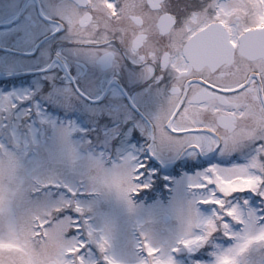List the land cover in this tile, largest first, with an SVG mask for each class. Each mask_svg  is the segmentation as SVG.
I'll list each match as a JSON object with an SVG mask.
<instances>
[{
	"label": "snow or ice",
	"instance_id": "obj_1",
	"mask_svg": "<svg viewBox=\"0 0 264 264\" xmlns=\"http://www.w3.org/2000/svg\"><path fill=\"white\" fill-rule=\"evenodd\" d=\"M68 26L85 45L130 39L142 61L172 75L157 150L194 157L198 163L185 166L202 169L188 184L193 197L183 237L171 246L143 243L135 249L137 264H241L254 245H264V207L245 212L249 201L236 202L237 194H251L264 203V0H80ZM10 140H0V264H89L86 254L97 249L103 264H114L109 239L74 202L80 192L70 190L63 208L28 205L26 171L36 137ZM145 167L123 161L105 168L97 161V181L131 202L149 187L141 178ZM202 206L210 217L201 216ZM217 236L236 243L213 251Z\"/></svg>",
	"mask_w": 264,
	"mask_h": 264
},
{
	"label": "flooded vegetation",
	"instance_id": "obj_2",
	"mask_svg": "<svg viewBox=\"0 0 264 264\" xmlns=\"http://www.w3.org/2000/svg\"><path fill=\"white\" fill-rule=\"evenodd\" d=\"M79 2L0 0V59L25 67L4 76L9 77L5 90L23 81L40 109L82 115L102 154L115 156L117 164L146 165L140 172L149 187L142 190H190V180L202 169L185 162L198 161L157 150L161 123L171 109L172 75L142 61L130 39L106 43L101 38L97 45L77 40L68 17ZM237 196L243 206L247 194Z\"/></svg>",
	"mask_w": 264,
	"mask_h": 264
},
{
	"label": "rangeland",
	"instance_id": "obj_3",
	"mask_svg": "<svg viewBox=\"0 0 264 264\" xmlns=\"http://www.w3.org/2000/svg\"><path fill=\"white\" fill-rule=\"evenodd\" d=\"M24 68V65L10 63L2 57L0 78L16 73L17 70V73L24 71ZM26 93L25 89L10 94L0 91V140L11 142L10 138L15 136L16 139L28 143L33 136L36 137V142L30 149L26 171L25 193L30 207L41 210L63 208L70 199V190L75 189L80 192L81 195L73 198L74 202L89 211L93 230L104 233L109 239V258L114 264H137L142 257L135 252V249L143 243L171 246L183 237L182 221L187 205L192 199L188 196H193L191 191L177 189L173 191L167 203L143 204L134 202L132 198L131 202L122 199L113 191L100 190L97 187L99 173L96 162L101 161L105 168H111L117 164V158L102 156L100 152L90 149V143L85 141L88 135H83L86 134L85 131L79 129L77 124H75L77 128L69 126L70 121L65 123L61 117H52L50 111H47V115L45 111H41L44 115V121L41 122V125H44L43 130L27 124L24 118L27 117L26 111L9 107L11 100L16 102V107L22 106L19 97H23ZM35 108L34 112L37 113L39 107L35 106ZM5 120L7 129L4 126ZM66 129H71L72 133L67 138L64 135ZM74 133H78L79 140L73 137ZM57 183L61 187H43L45 184ZM253 205L249 201L247 211L256 210V206ZM71 211L74 214V209ZM164 215H169V223L163 221ZM201 216L210 217L211 212H201ZM234 230L238 234L242 231L241 228L236 227ZM223 238L216 237L218 243H214L213 251L216 248L233 247L236 243L235 241L232 244L230 241L229 244L225 243L221 241ZM86 255L89 264H103V255L98 249ZM211 259L214 260V257ZM241 264H264V245H254L249 253L241 258Z\"/></svg>",
	"mask_w": 264,
	"mask_h": 264
},
{
	"label": "clouds",
	"instance_id": "obj_4",
	"mask_svg": "<svg viewBox=\"0 0 264 264\" xmlns=\"http://www.w3.org/2000/svg\"><path fill=\"white\" fill-rule=\"evenodd\" d=\"M97 187L100 189V190H109L107 189L106 187H104L101 183H97Z\"/></svg>",
	"mask_w": 264,
	"mask_h": 264
},
{
	"label": "water",
	"instance_id": "obj_5",
	"mask_svg": "<svg viewBox=\"0 0 264 264\" xmlns=\"http://www.w3.org/2000/svg\"><path fill=\"white\" fill-rule=\"evenodd\" d=\"M169 219L167 217H165V221H168Z\"/></svg>",
	"mask_w": 264,
	"mask_h": 264
}]
</instances>
